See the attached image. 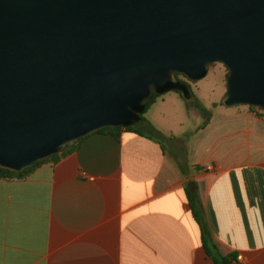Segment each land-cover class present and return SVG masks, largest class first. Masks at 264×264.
<instances>
[{
	"label": "crops",
	"instance_id": "crops-1",
	"mask_svg": "<svg viewBox=\"0 0 264 264\" xmlns=\"http://www.w3.org/2000/svg\"><path fill=\"white\" fill-rule=\"evenodd\" d=\"M217 106L180 156L137 127L118 138L91 133L56 162L0 179V264H214L183 195L187 180L218 254L264 264V120L246 105Z\"/></svg>",
	"mask_w": 264,
	"mask_h": 264
},
{
	"label": "water",
	"instance_id": "water-1",
	"mask_svg": "<svg viewBox=\"0 0 264 264\" xmlns=\"http://www.w3.org/2000/svg\"><path fill=\"white\" fill-rule=\"evenodd\" d=\"M216 62L221 105L264 107V0H0V168L134 124Z\"/></svg>",
	"mask_w": 264,
	"mask_h": 264
},
{
	"label": "rangeland",
	"instance_id": "rangeland-1",
	"mask_svg": "<svg viewBox=\"0 0 264 264\" xmlns=\"http://www.w3.org/2000/svg\"><path fill=\"white\" fill-rule=\"evenodd\" d=\"M226 72V68L216 62L209 65L205 75L199 80L188 81L183 78L188 96L184 97L172 90L159 94L140 115L142 120L137 127L143 130L148 128L146 132L164 145L172 156L184 154L185 149L180 147V142L184 144L188 140L193 128L210 114L212 105H218V108L223 106L218 102L224 91ZM166 96H174L177 104L162 106L159 100ZM146 119L154 125H161L160 127L164 129H172L173 136L163 135L149 123L142 127L143 124H147Z\"/></svg>",
	"mask_w": 264,
	"mask_h": 264
},
{
	"label": "trees",
	"instance_id": "trees-1",
	"mask_svg": "<svg viewBox=\"0 0 264 264\" xmlns=\"http://www.w3.org/2000/svg\"><path fill=\"white\" fill-rule=\"evenodd\" d=\"M227 73L228 72H226V75H227ZM226 75H225V77H226ZM176 77H177L179 82L184 83L183 77H181L179 75H176ZM172 91H176L180 94V92L177 90H172ZM158 95L159 94H152L151 98L145 103L144 109L139 114V118H138V121L136 123L128 125V126L118 125V126H111V127H102L93 133L108 132L109 134L114 136V138H118L119 133L122 130L123 131H135V128H137V125L142 120L140 115L145 111L147 106ZM218 103L220 104V102H218ZM246 106H247L248 110L253 115H255L257 118L264 120V107H258V106H252V105H246ZM207 117H205L204 120H206ZM79 140H81V139H79ZM79 140L65 144L57 153L52 154L45 159L36 161L33 165L27 166L19 172H13V171H10V170L5 169V168H0V179L10 180V179H14V178H24L35 167H37L40 163L45 162V161L56 162L59 158L68 154L71 151V149L74 148V143L78 142ZM183 195H184V198L186 200V204H187L188 210L190 212V215L198 227L200 244H201L205 254L211 259V261L214 264H231V260L233 259V255L232 254H227V255L218 254V252L216 251V248L214 247L213 243L210 240L209 233H208L207 228H206V226L203 222V219H202L201 208H200V204H199L197 194H196V186H195V182L193 180H187L184 183Z\"/></svg>",
	"mask_w": 264,
	"mask_h": 264
},
{
	"label": "flooded vegetation",
	"instance_id": "flooded-vegetation-1",
	"mask_svg": "<svg viewBox=\"0 0 264 264\" xmlns=\"http://www.w3.org/2000/svg\"><path fill=\"white\" fill-rule=\"evenodd\" d=\"M185 84V83H184Z\"/></svg>",
	"mask_w": 264,
	"mask_h": 264
}]
</instances>
